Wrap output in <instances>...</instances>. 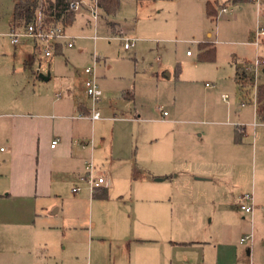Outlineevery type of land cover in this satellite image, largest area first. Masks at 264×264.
<instances>
[{
    "label": "crops",
    "instance_id": "1",
    "mask_svg": "<svg viewBox=\"0 0 264 264\" xmlns=\"http://www.w3.org/2000/svg\"><path fill=\"white\" fill-rule=\"evenodd\" d=\"M81 8L93 21L89 7ZM73 11L70 19L59 25L71 23ZM64 47L68 46L60 41L55 52L62 53ZM83 89L82 84L81 89L79 84L67 89L59 103L23 99L11 106L0 83V142L6 144V184L0 185V197L16 202L10 219L0 226V264H238L244 248L237 244L251 245L255 234L264 242V136L245 128H234L228 139L218 128L166 129L154 134L148 147V156L155 160L150 176L116 198L108 195L105 177L106 182L96 189L98 197L93 196L86 183L78 180L84 172L83 162L89 159L85 158L88 140L76 133L73 117L88 112L89 98ZM129 93L122 90L124 97L132 96ZM242 102L238 112L233 111L237 122L248 115L245 104L249 98ZM27 103L30 106L25 111ZM225 113L228 116L227 109ZM54 138L58 141L51 147ZM251 153L258 158L263 191L256 192L252 179L254 209L247 213L237 206L232 187ZM108 174L112 183V173ZM69 181L70 192L74 184L81 186L72 196L69 187L62 190ZM82 188L87 192L79 194ZM217 210L222 213L220 221L210 224ZM203 215L209 216L208 222ZM85 216L86 226L81 225ZM250 229L255 232L251 231L252 241L240 242ZM9 244L20 245L33 257H5ZM204 244L209 248H201Z\"/></svg>",
    "mask_w": 264,
    "mask_h": 264
},
{
    "label": "rangeland",
    "instance_id": "2",
    "mask_svg": "<svg viewBox=\"0 0 264 264\" xmlns=\"http://www.w3.org/2000/svg\"><path fill=\"white\" fill-rule=\"evenodd\" d=\"M206 1L120 0L114 13H102L98 9L95 23L88 11L80 7L73 11L72 22L64 26L65 33L76 38L74 46L64 47L62 53L51 48L52 56L45 60L30 38L16 45L10 43L6 32L11 27L13 0H0V83L8 93L11 106H17L23 99L42 104L59 103L66 97L67 89H74L78 84L80 89L81 84L84 88V68L94 66L102 90L98 103L101 118L91 122L88 117L84 120L76 114L73 117L76 118V133L88 140L85 158H91L104 172L108 179V195L116 198L148 174L150 176L155 160L147 151L154 134L196 126L218 128L221 133H227L226 139L229 134L232 136L234 128L238 131L255 129L257 135L264 136V115L260 113L254 117L252 103L245 104L247 112H243L248 115L243 122H237L233 113L240 102L251 97L257 85L264 84L262 65L257 68L253 85L235 77V71L242 70L256 56L264 57V38L257 44L253 40L258 25L264 27V0H212L215 6L220 5L213 17L206 13ZM85 2L89 7L90 0ZM120 38L132 40L133 47L124 49ZM200 41L212 44H206L208 49L200 53ZM38 48H41L40 43ZM247 74L251 77L253 72ZM43 77L49 78L44 80ZM124 89L132 96L124 97ZM79 93L85 94L81 90ZM224 94L226 100L222 98ZM29 106L27 103L24 110ZM255 107L259 113L261 104ZM162 110L167 115L163 116ZM171 118L172 122L168 120ZM224 121L233 123L225 125ZM0 146L3 148L0 151V185H3L6 184V144L0 142ZM240 170L232 187L237 206L243 194L252 192V179H255L256 192L263 191L257 155L255 158L251 153L250 161H244ZM108 171L112 173V183ZM71 184V181L63 184L62 190L66 192L69 187L70 192ZM86 192L82 188L79 194ZM72 193L71 196L75 194ZM15 203L0 197V226L6 218L10 219ZM86 210L87 205H84ZM221 214L217 210L210 224L220 221ZM203 220L208 222L209 216L203 215ZM81 225H88L86 216ZM98 234L94 231V235ZM244 243L237 244L244 248L238 264H264L263 239L254 235L252 244H247L250 253ZM9 245L5 257H33L20 245ZM202 246L209 248L206 244ZM207 258L212 257L208 255Z\"/></svg>",
    "mask_w": 264,
    "mask_h": 264
},
{
    "label": "built area",
    "instance_id": "3",
    "mask_svg": "<svg viewBox=\"0 0 264 264\" xmlns=\"http://www.w3.org/2000/svg\"><path fill=\"white\" fill-rule=\"evenodd\" d=\"M85 0H70L68 4V9L71 10H78L82 5H85ZM42 4L43 0H37V17L36 21L33 23H29L26 26H23L22 28L15 27L11 24L10 30L6 32V35L8 36L10 42L13 45H16L20 43L23 39L30 38L34 40L35 47L37 50H41L42 54L45 57V60H49L52 56L51 48L55 50L56 46L60 43V41H63L64 45L70 47L74 44L75 37L68 36L65 31L64 27L62 25H52V26H44L43 19H42ZM97 0H90L89 4V12L90 15L94 21L96 22L99 10H98ZM224 9V8H223ZM264 38V27L258 25V30L254 34V42L257 44L259 43V40ZM123 41L124 48L128 49L129 47L134 45V42L132 40H129L127 38H120ZM39 43L41 45V48L39 47ZM187 53H190L187 51ZM94 59H96L95 56H93ZM259 65H262V70L264 67V57L256 56L255 59L252 62H248L246 66L243 68L245 72H253V75L251 78V85L254 84L256 80V73L257 68ZM264 72V71H263ZM85 78L83 79V87L84 91L87 94L89 98V106H88V112L86 113H78L76 117L84 118L88 117L91 120H96L100 118V111L98 107V103L102 96V90L100 89L97 81V76L95 72L94 66H88L84 68ZM207 86L211 85L209 83H205ZM255 86V85H254ZM258 85L255 87L254 92L252 93L251 97L249 98V103H252L254 106V113L260 114L261 111L258 113L257 106L258 103ZM223 100L227 99V95L224 94L222 96ZM242 102V104H244ZM166 111L163 112V115H166ZM58 138H54L51 140L50 146L54 147L57 143ZM83 169L84 172L78 176V180L81 182H85L87 185V188L89 191L95 192L97 187L101 186L106 182V178L103 174H100L96 168L95 163L91 158L85 160L83 162ZM81 189V186L78 184H74L71 188V191L73 193H77ZM240 204L239 207L247 213H252L254 209V201L252 193H245L240 198ZM253 239V233L250 232L249 234L242 236L240 238V242H244L246 240L252 241Z\"/></svg>",
    "mask_w": 264,
    "mask_h": 264
},
{
    "label": "trees",
    "instance_id": "4",
    "mask_svg": "<svg viewBox=\"0 0 264 264\" xmlns=\"http://www.w3.org/2000/svg\"><path fill=\"white\" fill-rule=\"evenodd\" d=\"M231 2H240L244 0H230ZM70 0H43L42 4V19L44 26H52V25H59L64 24L68 21L72 15L71 9H68V4ZM120 0H97L98 8L102 13H114L118 8ZM220 5L212 1H207L205 5L206 13L208 16L213 17L216 12L217 8ZM224 8V6L222 7ZM263 17H264V8L262 10ZM12 25L15 27L19 26H26L29 23H33L36 21L37 17V0H13V7H12ZM206 41H200L198 43L199 52L202 53L206 51L209 47H206ZM57 47V46H56ZM214 49V46L211 47ZM264 71V67H263ZM235 77L238 81H243L245 84H251L250 75L247 74L243 69L239 72L236 71ZM258 103L261 104L262 110L264 112V84L258 85ZM98 190L93 193V196L98 197Z\"/></svg>",
    "mask_w": 264,
    "mask_h": 264
}]
</instances>
